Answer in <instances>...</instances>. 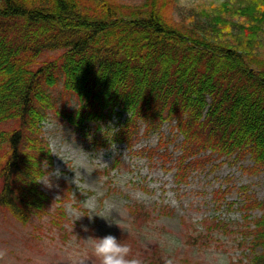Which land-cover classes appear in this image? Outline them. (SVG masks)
Wrapping results in <instances>:
<instances>
[{
  "label": "trees",
  "instance_id": "16d2710c",
  "mask_svg": "<svg viewBox=\"0 0 264 264\" xmlns=\"http://www.w3.org/2000/svg\"><path fill=\"white\" fill-rule=\"evenodd\" d=\"M169 1L0 0V209L23 225L47 214L50 197L39 180L52 156L41 122L61 79L78 104L56 112L84 134L116 118L109 142L131 149L142 126L145 135L174 121L180 154L170 167L179 183L214 155H248L251 170L264 168V0L236 7L244 22L232 24L239 33L228 38L226 2L215 1L214 15L212 2L205 20L184 26L167 19ZM169 141L140 155L164 166ZM239 209L247 264H264V202L247 195ZM128 211L138 228L151 221L143 205ZM56 212L52 223L60 226L66 215L63 207Z\"/></svg>",
  "mask_w": 264,
  "mask_h": 264
},
{
  "label": "rangeland",
  "instance_id": "374dc122",
  "mask_svg": "<svg viewBox=\"0 0 264 264\" xmlns=\"http://www.w3.org/2000/svg\"><path fill=\"white\" fill-rule=\"evenodd\" d=\"M116 1L129 6L142 2ZM215 1L170 0L166 17L192 26L205 20L202 11L212 2L215 12L207 13L221 10ZM222 1L229 9L221 13L227 21L221 30L228 38L239 33L232 24L244 22L236 7L252 0ZM61 80L50 90L55 106L41 122L40 137L52 156V165L42 163L45 174L39 180L50 197L47 214L23 225L0 209V264H247L249 251L239 232L246 223L239 207L247 195L264 202V168L251 170L248 155H214L179 183L170 167L180 154L174 121L145 135L142 126L131 149L109 142L106 133L117 129L116 118L99 128L92 123L84 134L56 112L78 104ZM167 139L172 157L164 166L157 156L149 161L140 155L144 148L164 150L158 144ZM241 186L247 189L240 191ZM67 187L72 188L69 199ZM134 204L150 211L151 221L142 228L128 211ZM59 207L66 215L60 226L52 223ZM161 210L170 215L158 214ZM259 215L251 212V218Z\"/></svg>",
  "mask_w": 264,
  "mask_h": 264
}]
</instances>
